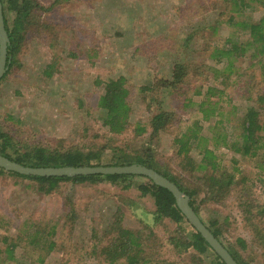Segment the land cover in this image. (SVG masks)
<instances>
[{"label":"rangeland","instance_id":"obj_1","mask_svg":"<svg viewBox=\"0 0 264 264\" xmlns=\"http://www.w3.org/2000/svg\"><path fill=\"white\" fill-rule=\"evenodd\" d=\"M34 1L40 8H36L26 26L15 62L0 79V128L9 130L17 140L43 147L80 145L85 148L92 144L100 147L113 141L114 146L135 152L151 143L161 161L169 163L174 170L178 169L172 137L184 130L192 115L186 113L188 109L178 108L177 102L168 98V102H164L168 104L166 108L169 106L179 119L157 140H150L149 120L157 108L159 92L143 91L142 88L156 77L171 78L176 62L184 61L188 66L209 58L207 53L205 58L204 52L200 51V33L189 44L193 49L181 45L184 31L192 23L197 24L204 13V19L209 24L219 26L218 33L211 37L210 31L205 29L208 32L206 38L215 41L232 33L235 27L224 22L227 18L224 15L225 3L217 0ZM253 10L250 12L255 19L264 13V8ZM218 13L224 16L223 23L214 21ZM7 17L10 23L12 12ZM238 37L240 40L244 38L243 34H238ZM248 56L236 63L235 68L244 75L243 78L249 79L251 90L256 87L264 91V85L248 77L250 72L257 74L260 71L257 64L251 65L256 59L248 61ZM207 61L210 63L213 60ZM49 64L53 66L47 70L50 71L47 75L44 70ZM204 73H207L206 70ZM118 76L125 77L129 90L130 125L123 133L114 135L101 123V112L96 102L102 88L95 81ZM202 82L205 87L210 82L217 84L211 75ZM239 82L230 84V87L240 85ZM188 85H191V80ZM196 90L188 92L194 101L200 99L199 94H203L205 89L192 94ZM223 99H218V104L226 111L229 108L228 99L227 102ZM215 100L216 97L211 98V101ZM228 103L237 104L235 101ZM7 115L14 119L4 121ZM228 116L230 120L235 118L232 114ZM193 117H199V114ZM138 123L145 125L146 132L136 137L133 128ZM206 123L204 127H207ZM207 144L212 145L210 140ZM216 154L220 164L226 167H231L236 160L239 170L235 172V178L239 181L233 189L234 193L221 204L209 202L204 205L202 216H209L207 208L219 210L221 220L227 215L228 220L223 223V242L229 246L236 236L242 238L246 244L241 251L243 262L264 264L262 248L253 241L250 229L242 220L237 199L243 187L249 188L250 191L247 190L255 199L264 200L263 182L254 179L259 172L257 160L233 153L223 146L217 149ZM191 155L196 160L201 156L196 147L192 148ZM185 174L189 182L195 181L189 173ZM241 178L245 180L242 185ZM141 180L140 175L125 180V183L132 184L127 189L122 187L124 183L76 184L66 181L60 183L56 191L45 194L37 189L33 180L0 172V236L15 238L29 218L47 226V231L50 225L56 224L49 239L55 240L58 246L51 249L39 247L33 252L35 257L29 258L33 264H109L98 251L101 244L109 240L105 227L115 209L119 207L122 210L125 225L136 228L139 226L138 218L130 204L140 202L150 210L154 208L152 198L141 196L135 186ZM251 180L254 182L251 183ZM70 205H74L75 217L73 221L65 222ZM173 229L172 222L159 225L156 232L160 242L165 243L149 251L147 249L148 253L165 264H191L186 257L176 256L166 244V237ZM14 252L17 254L19 247ZM114 264H123V261Z\"/></svg>","mask_w":264,"mask_h":264},{"label":"trees","instance_id":"obj_2","mask_svg":"<svg viewBox=\"0 0 264 264\" xmlns=\"http://www.w3.org/2000/svg\"><path fill=\"white\" fill-rule=\"evenodd\" d=\"M217 1L225 3L224 15L227 18H224V22L235 27L233 32L212 41L210 37L218 33L219 26L213 23L209 24L204 19L206 15L204 16L203 13L197 24L192 23L184 31V39L181 44L189 50L193 49L189 44L192 43V39L197 33H200V51L204 52L205 58L207 53L209 57L207 60L213 61L208 63L205 60L200 64L188 66L187 62H176L171 78L156 77L151 84L142 88L143 91L156 90L159 92L156 97L157 108L149 120L150 140H157L175 120L179 119L176 118V113L169 106L166 108L167 103L164 102H168V98L176 101L178 108L188 109L186 113L192 115V117L188 116L191 118L183 127L184 130L172 137L177 160L175 166L178 169L174 170L169 163L161 161L151 143L141 146L135 152L114 146L113 141H110L108 146L100 147L94 144L85 148L80 145L68 148L64 146L43 147L35 145V143L17 140L9 130L5 131L2 128H0V154L12 161L31 167L139 163L152 168L172 181L180 191L189 197V204L200 220L229 251L237 264H246L241 258V251L246 248L244 240L236 236L233 244L229 246L222 240L223 223L228 220V216L225 215L221 220L222 214L219 210L207 208L209 216L204 218L201 209L209 202L221 204L234 193L233 189L239 181L235 178V172L239 170L236 167V160H233L234 164L231 167L220 164L216 152L221 146L230 149L233 153L257 160L259 172L258 174L256 172L257 175L254 179L256 182H263L262 192L264 194V91H259L256 87L251 90L248 87L249 79L243 78L244 75L235 68V64L247 59L249 54L248 61L256 59L251 65L257 64L260 71L257 74L252 71L248 77L257 81L259 85H264V13L255 19L250 12L256 8L263 9L264 0ZM0 2L4 28L9 38L6 47L7 69L3 78L15 62L26 26L30 23L36 8L38 9L40 6L34 0H0ZM9 12H12L13 16L10 23L7 19ZM220 13L214 20L217 24L223 23L224 16ZM205 29L210 31L208 38H206L208 32ZM238 34H243L244 38L240 40ZM222 60L223 62H221ZM52 66L49 64L44 73L50 75V71L47 70H50ZM205 70L207 73H204ZM208 74L217 84L210 82L205 87L202 81H206ZM190 80L191 85H188ZM235 82H239L240 85L235 84L230 87V84ZM95 83L101 85L102 88L96 102V106L101 112L102 125L114 135L123 133L130 125L128 120L130 113L129 90L125 77L96 80ZM192 89H198L192 94L200 93L202 89L205 90H203V94H199L200 99L194 101L189 96L190 93L188 94ZM213 97H216L217 100L211 101ZM222 97H224L222 101L227 102L228 99V102L235 101L237 104L227 102L229 108L224 111V106L218 104V99ZM242 100L244 104L241 105ZM196 113L199 114V117H193ZM230 114L235 118L230 120L228 116ZM9 118L12 117L7 115L4 121H8ZM205 123L207 127H204ZM144 132H146V128L143 124L138 123L133 128L136 137ZM209 140L211 146L207 144ZM193 147H196L201 155L199 160L191 155ZM0 172L33 180L37 189L45 194L56 191L59 184L66 181L76 184L104 181L112 184L124 183L122 187L127 189L132 184L125 183V180L135 176L133 174L99 173L75 176H38L8 171L3 167H0ZM185 172L194 178L195 183L187 180L188 175ZM140 176L142 180L135 186L141 196L147 195L152 198L154 208L150 210L140 202L131 203L129 207L138 218L137 225H139L132 228L124 224V214L117 207L111 219L108 218L105 227V231L110 235L109 240L107 243L101 244L98 251L102 259L109 264L121 261L123 264H165L164 261H156L148 251L165 243L160 242L156 229L168 221L174 224V229L166 237V244L176 256L186 257L191 264H226L186 219L178 208L173 194L167 188L155 184L149 177ZM244 182V178H241L240 185ZM253 182L251 180V183ZM241 189L237 199L242 220L250 229L253 241L262 248L264 256V200L260 202L255 199L251 192L249 193V188H247L249 191L243 187ZM200 193H203L202 197ZM69 207L65 222L67 220L71 222L75 217L74 205ZM24 222L15 238L0 236V264H33L29 258L35 257L33 252L39 247L43 249V246H47L48 249H51L58 246L55 240L49 239L56 229V224L50 225V229L47 231L45 230L47 226L41 225L39 221L32 220V218ZM16 247H19L17 254L14 252Z\"/></svg>","mask_w":264,"mask_h":264},{"label":"water","instance_id":"obj_3","mask_svg":"<svg viewBox=\"0 0 264 264\" xmlns=\"http://www.w3.org/2000/svg\"><path fill=\"white\" fill-rule=\"evenodd\" d=\"M9 43L7 32L4 28L2 4L0 2V79L4 75L6 64V47ZM0 167L5 170L14 171L25 175L38 176H75L79 174H133L149 177L155 184L167 188L174 196L175 202L190 224L204 237L212 249L226 264H237L229 251L211 233V231L200 220L189 204V197L169 179L152 168L139 163L126 165H84V166H60V167H31L12 161L0 154Z\"/></svg>","mask_w":264,"mask_h":264}]
</instances>
